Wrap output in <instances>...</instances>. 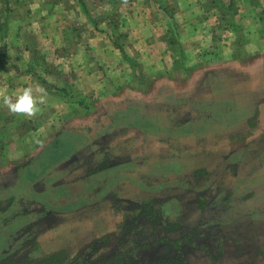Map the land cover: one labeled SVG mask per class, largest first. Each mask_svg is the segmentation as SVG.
<instances>
[{
  "label": "rangeland",
  "instance_id": "1",
  "mask_svg": "<svg viewBox=\"0 0 264 264\" xmlns=\"http://www.w3.org/2000/svg\"><path fill=\"white\" fill-rule=\"evenodd\" d=\"M149 2V10L158 6L163 16L173 18L174 28L167 36L174 39L171 49L180 70L184 57L195 55L182 47L186 33L174 19L181 5L174 0ZM86 3L98 24L109 23L108 11L104 15L107 2ZM248 3L259 6L256 0ZM259 3L264 5V0ZM14 4L3 1L4 8L17 7ZM238 4L247 8L246 0H203L204 8L214 6L221 14L215 32L221 40L235 37L226 30H234L241 41L246 29L244 35L250 34L247 14L238 15ZM127 7L118 1L109 14V27L119 55L127 57L122 62L133 68L138 67L140 51L127 19L118 12L122 8L125 13ZM151 13L154 20L163 19ZM69 34L75 42L78 33ZM51 49L47 65L37 56L42 72L48 66L55 77L41 81L56 89L46 112L8 110L13 118L0 120V264H264V176L253 181L255 185L245 182L243 193L236 190L243 179L236 178L237 159H228L229 166L221 164L224 155L230 157L227 152L252 147L254 141L247 139L256 112L226 113L208 105L210 95L200 86L209 66L206 56L187 67L189 77L176 80V85L157 79L156 69L143 64L135 70L142 78L124 81L110 76L106 89L104 82L92 89L87 88L91 81L79 80L78 67ZM207 53V48L200 49V55ZM229 84L227 88H235L237 81ZM114 88L120 96L109 100L105 96ZM174 93L184 95L178 94L184 98L181 104L158 101L176 98ZM196 97L207 101L204 107L190 106ZM109 108L119 115L112 125H107ZM210 109L213 118L200 121ZM162 112L168 127H159L151 118L140 127L144 121L138 124L130 116L156 118ZM180 123L197 128L183 129ZM50 139L54 143L42 152ZM242 196L250 204H244ZM166 239L177 243L160 241ZM143 245L150 246L137 250Z\"/></svg>",
  "mask_w": 264,
  "mask_h": 264
},
{
  "label": "crops",
  "instance_id": "2",
  "mask_svg": "<svg viewBox=\"0 0 264 264\" xmlns=\"http://www.w3.org/2000/svg\"><path fill=\"white\" fill-rule=\"evenodd\" d=\"M3 1L0 0V120L12 117L8 113L9 108L3 102L4 97L9 96L14 101L25 87L33 89V96L37 98L36 111L40 112L43 109L46 112L47 109L45 108L50 105L48 102L56 95L54 93L56 89L44 87L41 81L46 82L55 79V77L54 74H50L52 72L49 71L48 66H46V71L42 72L41 67L37 65L39 64L37 56L42 59L40 64L47 65L50 62V57L53 56L51 51L53 47L57 49L55 51L56 57L66 58L71 67L76 66L78 70L82 71L80 72L82 78H79V80L85 83L91 81V87L87 88L92 89L101 86L103 82L105 83L104 89H106V82L109 81L110 76H115V79L119 80L124 79V81L142 78L143 74L135 70L140 69L143 64H148L156 69L154 73L157 79L169 80L176 85V80L189 77L190 72L186 70L187 67L198 65L200 60L206 56L209 66L202 73L204 76L202 75L203 78L200 79H202L203 84H200V86H204L206 93L208 96L210 95L211 100L208 105L212 106L211 108L216 107V109L227 110L226 113L233 110H236L237 114L241 111L256 112V120L250 125V134H248L247 139L248 141H254L252 147L227 152V156L230 157L226 158L224 155L221 164L226 163L229 166L228 159H237L236 162L239 163L240 169L235 166L236 178L243 179L240 180V185L236 186V190H241L243 193L247 187L245 182L255 185L253 181L264 176V5L259 3L260 0H256L258 1V7L251 6L248 0H246L247 8H244L243 4L240 5L241 3L238 4L241 7L238 15H241L242 12L247 14L248 20L245 25L250 27L247 32L250 34L244 35L246 29L242 41L236 33L232 32L234 30L225 31L235 36L234 38L228 41L218 38L215 32L219 27L221 14L214 6L204 8L202 6L203 0H174L179 1L181 5L174 19L179 24V30L182 29L186 33V39H181V42H183L182 47L187 53L194 52L195 54L189 56L190 58L184 57V61L187 60L185 63L182 62V69L180 70L176 69L178 60L176 61V56L173 49H171L174 39H169L170 37L167 36L171 32L170 28L172 30L174 28L171 23L173 18L163 16L158 6L155 11H152L153 9L149 10V1L152 2V0H103L108 4L104 15L108 11L106 16L109 23L107 20H103L102 24H98L94 19L95 11L88 10L86 0H76V3L68 0L71 4H68L67 7L63 6L62 2L58 0H9L15 3L14 5L17 6L15 8L13 6L12 8H4ZM118 1H123L124 4L128 5L125 13L122 8L118 12L122 11V16L127 19L130 27V33L135 35L134 47L140 51L138 53L139 62H135L138 67H127L126 61L122 62V57L125 56L119 55L110 32L109 24L112 22L110 20L113 15L109 14H112L115 10L114 6H117ZM74 7L76 9L72 10ZM151 12H155L160 17L162 15L164 22L163 19L159 20V18L154 20ZM178 16H182L185 20L177 18ZM90 17H93V19H90ZM71 31L72 34L78 33L75 42L74 39H69ZM188 35L192 36L188 37ZM202 48H207L208 53L206 55H200V49ZM69 49L74 50L73 53L63 56ZM243 49L244 51H242ZM126 59L127 57H125ZM245 65H249L247 70L244 67ZM239 66L244 70H241ZM122 68H124L122 73H118L119 69ZM259 68H263V72ZM10 69H12V72ZM181 70H184V73ZM86 71L87 73H85ZM63 72L65 71H62V74H64ZM56 78H58V81H62L58 76ZM233 80L237 81L236 87L227 88L231 86L230 84L227 85V82ZM252 80L253 84H249V81ZM259 81L260 83H258ZM110 91L112 93L109 92L105 97L109 100L111 97L116 98L119 90L114 88ZM91 92L93 93V90ZM174 94H176V98L169 97L158 101L161 104L175 100L176 103L181 104V100H184V98L180 99V96L184 95L182 93H178L180 96L177 93ZM245 95L248 97L241 99ZM41 96L44 97L43 103H40L38 99ZM258 99L260 102H258ZM206 103L207 101L204 102V100L197 97L192 98V102H189L190 106L197 107H201V104L204 107ZM109 111L112 116L107 119V125H112L119 120L118 110L109 108ZM176 112L178 113L179 110H176ZM212 112L213 110L210 109L202 116L200 115L199 120L205 123L209 122L213 118ZM136 115L130 114L131 117L135 116L138 124L144 121L140 127H144V123L151 119L152 121H158L159 127L169 126L164 112L156 118L140 115V118L137 117L139 120ZM50 117L52 118V116ZM244 123L245 121H243ZM127 125L128 127L132 126L129 121ZM177 126L183 129L187 128V130L197 128L194 127L195 124L191 123H180ZM53 143L54 140L50 139L42 152L46 151ZM35 156L36 159L40 158V154ZM63 163L60 162V164ZM247 177L250 178L246 179ZM228 188L230 187H226V190ZM256 189L253 188L252 190L256 191ZM247 200L242 196L244 204L249 203Z\"/></svg>",
  "mask_w": 264,
  "mask_h": 264
},
{
  "label": "clouds",
  "instance_id": "3",
  "mask_svg": "<svg viewBox=\"0 0 264 264\" xmlns=\"http://www.w3.org/2000/svg\"><path fill=\"white\" fill-rule=\"evenodd\" d=\"M40 103L44 102V97L38 98ZM9 110L14 113L32 114L37 110V98L33 96V89L25 87L13 101L9 96H5L3 100Z\"/></svg>",
  "mask_w": 264,
  "mask_h": 264
},
{
  "label": "trees",
  "instance_id": "4",
  "mask_svg": "<svg viewBox=\"0 0 264 264\" xmlns=\"http://www.w3.org/2000/svg\"><path fill=\"white\" fill-rule=\"evenodd\" d=\"M160 241H167L168 243H177V241H172V240H167V239L166 240H160ZM148 246H150V245L139 246L137 250H140V249H143V248H147ZM135 252H136V250H135ZM106 263H108V262H104L103 264H106Z\"/></svg>",
  "mask_w": 264,
  "mask_h": 264
}]
</instances>
